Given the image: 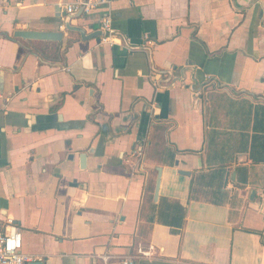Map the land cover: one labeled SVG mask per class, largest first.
<instances>
[{
    "label": "crops",
    "instance_id": "1",
    "mask_svg": "<svg viewBox=\"0 0 264 264\" xmlns=\"http://www.w3.org/2000/svg\"><path fill=\"white\" fill-rule=\"evenodd\" d=\"M8 222L26 264H264V0H0Z\"/></svg>",
    "mask_w": 264,
    "mask_h": 264
},
{
    "label": "built area",
    "instance_id": "2",
    "mask_svg": "<svg viewBox=\"0 0 264 264\" xmlns=\"http://www.w3.org/2000/svg\"><path fill=\"white\" fill-rule=\"evenodd\" d=\"M95 3L76 2L67 6L66 12L74 14L82 12L88 14L95 7ZM102 42L112 45L116 38V32L112 27L111 19L106 17L101 22ZM22 238L16 226L8 222L4 231H0V264H26L29 259L21 254ZM148 255V254H144ZM107 260V259H106ZM120 264H134L132 260H124Z\"/></svg>",
    "mask_w": 264,
    "mask_h": 264
},
{
    "label": "water",
    "instance_id": "3",
    "mask_svg": "<svg viewBox=\"0 0 264 264\" xmlns=\"http://www.w3.org/2000/svg\"><path fill=\"white\" fill-rule=\"evenodd\" d=\"M71 15L72 17L80 16L81 11L78 12L77 14H71ZM68 30L79 33L81 35V38L83 40L85 39V36L83 35V32L80 29L68 28ZM14 37L29 41L57 42L61 40L62 35L59 33H49V32L17 31L14 33ZM157 171H158V177L156 179L155 196H157L158 193L160 169H157Z\"/></svg>",
    "mask_w": 264,
    "mask_h": 264
}]
</instances>
